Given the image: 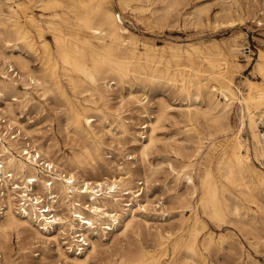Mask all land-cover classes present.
Masks as SVG:
<instances>
[{
  "label": "bare ground",
  "instance_id": "bare-ground-1",
  "mask_svg": "<svg viewBox=\"0 0 264 264\" xmlns=\"http://www.w3.org/2000/svg\"><path fill=\"white\" fill-rule=\"evenodd\" d=\"M143 1L118 3L121 10L143 12ZM162 1L163 13L152 14L155 21H161L175 4L173 0ZM33 3L44 13H34ZM227 4L230 13L233 6L236 10L243 7L241 0H227ZM194 44L169 43L170 58H164L165 45L144 41L141 48L111 0H0V125L6 129H0V236L10 229L33 228L44 242L56 243V264L59 260L89 264L98 248L95 235L103 239L120 227L128 230L140 213L147 215L151 210L166 219L170 214L167 205L150 202L149 177L144 175L135 182L136 163H122L118 174L97 180L81 171L84 157L103 159L105 135L120 145V153L127 149L122 138L130 140L137 152L131 151L128 157H135L137 163L149 159L159 140L161 122L175 107L161 98L155 114L150 112L151 95L159 89L174 90L179 96L177 110L185 123L184 136L172 147L175 158L164 162L175 180L189 190L187 197L178 196L184 217L165 264H209L213 235L206 233L201 238L206 225L199 207L213 220L225 222L233 215L250 227L244 202H257L258 194L264 191V138L259 129L264 118V52L260 51L255 64L260 79H246L242 89L234 75L240 52L237 43L227 51L204 56H195L191 51L197 49ZM16 49L22 52L16 54ZM25 53L41 65L33 68ZM183 54L187 62H181ZM172 60L178 62L173 72ZM20 82L24 90L19 89ZM134 84L143 91L141 95L133 90L129 93L140 110L139 118L147 123L141 125L146 128L142 131L129 120L127 96L118 95L120 102L112 103L116 88L132 89ZM32 93L46 100L50 96L62 99L63 113L70 116L75 132L85 137L84 150L68 160L70 169L41 145L22 141L28 129L15 104L29 108ZM236 105L238 124L234 128L230 113ZM95 121L101 122V130ZM218 135L224 137L216 163L219 176L207 167L198 186L197 166L201 159L213 160L211 151L217 146ZM207 140H211L208 151ZM164 162L150 164V171L156 172ZM186 209L192 211L190 216L183 214ZM154 229L158 238L155 248H143L137 254L123 248L110 264H162L165 251L160 256L152 252L162 250L175 233L158 226ZM60 235L66 240L62 242ZM1 248L0 244V252ZM0 264H5L3 253Z\"/></svg>",
  "mask_w": 264,
  "mask_h": 264
},
{
  "label": "rangeland",
  "instance_id": "rangeland-1",
  "mask_svg": "<svg viewBox=\"0 0 264 264\" xmlns=\"http://www.w3.org/2000/svg\"><path fill=\"white\" fill-rule=\"evenodd\" d=\"M111 1L116 10L122 15L124 26L136 35L141 48L144 41L148 44L165 45L164 58H170L172 52L169 49V43L185 46L195 43L194 47L197 49H191L195 56L224 52L228 50L231 44L237 43L240 52L237 58L238 63L235 67L236 72H234L235 83L244 89L246 79H260L255 71V64L259 58L260 51L264 52V0H241L242 9L236 10L234 9L236 7L233 6L231 13L228 12L229 5L227 0H173L175 2L174 6L161 21H155V17L152 14L154 11H157V14L163 13L162 6L165 3L162 0H144L143 12L121 10L118 0ZM31 6L37 15L44 13L35 3L31 4ZM46 14L48 13L46 12ZM190 18L193 19L191 20ZM49 39L53 41L52 36H49ZM14 51L16 54L22 52L18 49ZM25 54L28 55L27 53ZM28 58L33 68L41 65L39 61H35L34 56L28 55ZM186 59V55L183 54L181 62H187ZM172 61L171 67H173L171 71L173 72L178 62ZM22 85L23 83L20 82L18 87L24 90V85ZM131 90L138 92V95L143 93L137 84H134L132 89L129 86L118 87L115 94L112 95V103L117 105L120 102L118 95L127 96L126 107L128 111L126 113L131 117L129 118L131 124L136 123L137 127L140 128L141 125L147 123L144 119L139 118L140 110L135 100L129 97ZM32 95L34 99L29 108H22V106L15 104L19 119L29 130H27V135H24L25 131L22 132L24 135L22 141L34 142L37 146L41 145L54 160L62 164L66 169H70L68 160L79 155L84 150L85 137L75 132L70 122V116L63 113L62 99L50 96L46 100L36 93H32ZM161 98L175 107L172 109L171 114L161 122V128L158 130L159 140L155 147L151 149L148 160H141L137 163L135 157H128L129 153H132L131 151L137 152L130 140L122 138L126 146L124 147L127 149L120 153L117 149V146L119 147L120 145H117L110 135H105V144L102 146L103 159L101 160L98 156H94V159L93 157H84L81 171L85 177L97 180L113 173L118 174L122 163H136L133 169L135 182L147 175L150 180V202H154L156 205L159 202H163L170 210V214L165 219V217H160L153 210L147 215L139 212L138 221L128 230L120 227L116 233H108L107 236H103V239L95 235L94 238L97 239L98 248L92 255L89 264H110L120 257V252H122L123 248H126L130 254H137L143 248H155L158 238L154 228L157 226L169 229L175 234L166 242L162 250L153 251L152 253L160 256V253L162 254L165 251V255L161 257L162 264H165L169 256L172 255V247L180 234V227L184 217L180 213L183 203H180L178 196L181 198L187 197L189 190L183 182L175 180L164 161L169 158H175L172 147L177 145L183 138L185 123L178 114L179 96L174 90L164 92V90L159 89L154 92L151 95L152 110L150 112L153 115L155 114L154 111L158 109ZM1 105L5 106L6 103L3 101ZM237 114L238 108L236 105L232 107L230 113L234 128L238 124ZM94 124L97 125V130L103 128L99 121H95ZM0 129L6 131L5 127L1 125ZM144 129L146 128H140L139 130L142 131ZM244 136L248 137V134L244 133ZM210 142L211 140H207L205 143L207 151L210 149ZM215 142L217 146L215 150L211 151L215 154L213 160L210 162L206 159H201V164L197 166L195 181L198 186L200 184V176L207 167L211 168L216 176H219L216 163L222 150L220 144L224 142V137L218 135ZM160 162H164L162 167L152 173L150 164L157 165ZM136 185L135 183L134 189L138 188ZM199 193H201V190H199ZM258 195L259 200L257 202L247 200L244 202L249 210L246 219L251 222L250 227L237 220L233 215L227 218L225 222L213 220L203 212L201 207L198 208L199 215L206 225L202 231L201 238L206 233H212L213 235V246L207 257L209 264H212V262L214 264H218V262L220 264H264V191H260ZM157 207L160 210L159 205ZM183 214L190 216L192 211L186 209ZM144 219L150 222L151 228H149ZM33 230V228L26 230L20 227L19 229H10L6 234L0 236L2 247L0 255L2 253L5 255V264H56V243L44 242ZM59 237L62 242L66 240L63 239L64 236L62 235ZM81 246L83 247L84 245H80V248ZM80 248L79 250H81ZM57 264L67 263L64 260H59Z\"/></svg>",
  "mask_w": 264,
  "mask_h": 264
},
{
  "label": "built area",
  "instance_id": "built-area-1",
  "mask_svg": "<svg viewBox=\"0 0 264 264\" xmlns=\"http://www.w3.org/2000/svg\"><path fill=\"white\" fill-rule=\"evenodd\" d=\"M259 129L262 137L264 138V118L260 121Z\"/></svg>",
  "mask_w": 264,
  "mask_h": 264
}]
</instances>
